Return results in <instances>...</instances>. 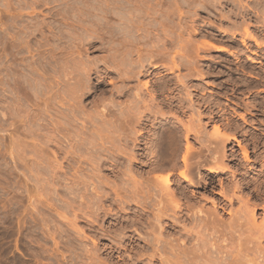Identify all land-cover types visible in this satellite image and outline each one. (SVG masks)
Segmentation results:
<instances>
[{
    "label": "bare ground",
    "instance_id": "6f19581e",
    "mask_svg": "<svg viewBox=\"0 0 264 264\" xmlns=\"http://www.w3.org/2000/svg\"><path fill=\"white\" fill-rule=\"evenodd\" d=\"M187 1L191 3L189 0ZM137 2V0L112 1L114 5L112 6L114 8L116 7L119 10V12L113 13L115 14V16L118 17L119 20L122 21L123 27H117V24V26L114 25V27H112V29L108 31L105 28L107 24L110 25L107 19V21H104L103 23L104 28L101 29L105 30L104 32L98 34L95 32V30L87 29L88 32H86V35H78V57L80 56V58L78 59L82 58L81 55L83 51L82 47H80V43L83 41L85 42L88 37L91 38L87 41V44L89 48H91V51L103 50L107 52V56L105 58H102V68L93 67L95 66V64L93 65V63H91L92 60L89 58L88 59L91 61H88L87 59L83 60L84 58H82V60H78V75H76L78 76V78L73 82V84H71L73 85L72 87L75 88L76 84L78 83V136L74 135L76 130H74L75 132H73L72 134L74 137H78V149H74L78 150V152H75V154L78 153V157L76 155V157L78 158L76 164L78 165L74 164L75 168L78 170V177L74 174L76 169L75 171L73 170L74 172L72 171L74 176L78 178V181H76L77 179L73 175H69L71 173V170H67V172L70 171V173L68 172L67 174L68 177L70 176L71 178L74 177L72 179H76L75 184L78 182V189L76 188L78 190V196L77 194L76 196L74 194V198L78 197V206H76L78 207V221H85L89 227L93 228L96 223H99L100 221H104L103 219L106 220L108 217H111L112 222H110V225L114 227L113 229L108 230L105 226H98L97 230L103 232L104 235L109 237L111 240H109V244H103L102 247H98L95 244L92 248L81 246L85 245L82 244L81 241L86 236L81 235L85 233L84 231V233L82 232L81 234H79L81 231L80 229H78V240L81 244H78V259L84 262V259L89 260L88 262L86 261L83 264H95L93 260L99 259L98 256L100 254H104L106 256V260L108 259L109 261H111V263H106V260L100 258L101 261L97 264H123V262L124 264H264V248H261L262 246L260 245L262 239H264V205L262 207L263 218L261 219V221L258 222L255 220L256 215L254 216L255 206H250L249 203H247L248 205L246 203L244 204L242 200L241 202L246 205L244 209L238 208V210H226L227 213L230 214L228 217V221H224L223 219L221 220V218L218 216V209L226 208L227 204L233 206V204H235L234 202L239 199L240 195H235L234 190L242 185L240 183L241 181L238 183L236 182L238 181L237 179L232 182L228 180L229 182L228 187L225 189L226 191L222 188L220 191L218 190V192H215V195L217 194L219 196L217 197V199L213 197L209 199L211 204V207L209 208L204 207L202 201L200 202V199L202 197L198 198L194 193L190 191V187L195 186V184L197 183V179H202L203 176L207 177L209 180V184L213 185L216 181L215 176L217 174H223L224 176L228 173H230L232 177H235V174L241 175L240 178L245 183L244 185H251L254 189L257 190V186L260 184L262 185L259 180L264 181V178H260L258 175H263V173H257L251 170L250 167H247V164L245 162L248 163L251 161L250 156L248 154L247 146H245V144H242L240 140H238L233 134H229L230 132H223L224 130L222 131L219 127L220 125H217V123L215 125L213 124V130L208 131V133H206L207 131L205 132L204 130V124H202L201 122L202 118L199 109H197L198 111L197 113H195L196 119L195 115H190L193 118L189 119H191V121L195 120V124L193 125H191V121L189 122L188 120H186L188 121V123H185L182 118L176 115V112L179 111L185 113L186 110L193 108V104H195L194 99H192L189 91H186V98L176 97V94L179 91V84H182L183 86L185 85V83L189 82H186V79L188 77L191 78V76L203 75V72L198 69L199 66L196 65V63H198L196 58L199 59L201 57V55L199 57L198 51L201 48H212L217 51H225L232 56H234L235 54L229 48L225 46L222 47V45L219 46L213 44L209 42V40H206L204 38L200 42H195L198 40H192L190 38V34H192V32H195L197 28L194 30V28L191 29L190 27L189 29L191 31L193 30L190 33L189 29H187L189 30V32L184 29L187 23L182 26V22L179 21V23L181 22V25L179 26L177 24L178 22L175 23L174 18H172V16L174 15L173 13L175 12L174 10H177L175 0H167L169 4H167L168 9L166 8V11H161L159 10V8L148 6L145 12L147 15H149V18H147L148 20L146 21L142 19L140 20L137 15H135V18L130 17L129 15L134 9H137L135 8ZM98 3V5L94 6L90 5L91 7L81 6L78 8V24L84 23V20L92 21L91 18L93 17L91 13L94 9L100 10V12L103 13V16L105 13L110 14L112 12H110L109 2L100 1ZM258 3L260 4L261 2ZM174 4L175 7L172 6ZM244 5L245 4L243 2V6ZM171 6L174 8H172ZM249 7L250 6H248V8ZM163 12H165V14ZM158 14L163 16V18H161L159 21L156 20ZM100 19L101 18H99L98 21H100ZM102 19L104 20L105 17H103ZM247 19L245 22H247ZM242 20H244V18H242ZM245 22H243L244 25L241 26L243 28L241 29L243 30V36H241L242 44L245 43V38H250L254 41L256 45H263L262 42L257 40L258 38L251 32V29H249V26H251L252 24L250 25V23ZM240 24L242 25V23ZM177 25L178 28L175 29ZM188 26L190 25L188 24ZM159 27L160 34L162 33V37L159 34V30L158 32L156 31L157 33H151L153 30L150 31V28L158 29ZM89 28H91V26ZM183 29L185 30V32H188L187 36L185 35V37ZM97 30H99V27ZM220 30L225 32V30ZM237 30L239 31V29ZM233 31H235V29ZM233 33H231V35L234 37ZM174 45H177L178 48ZM175 47L177 49H174ZM250 55L251 54L246 55V59H248L250 62L255 61L254 57ZM176 57H179V62L177 61L178 59ZM162 60H167L168 62L163 63ZM181 66H186L187 72L181 76L177 74L176 80L174 82L170 80L171 78L165 80L162 79L161 81H158L156 79L152 80V78H155L157 74H159V71H167L168 73H173L175 72V70L178 71ZM93 71L97 72V74L99 73L97 75L98 80L97 82H95V84L99 86L103 85L104 77L108 74L113 75L117 79L119 84L116 85L115 81H110L113 86L110 90H106L103 88L102 91L100 90L102 96H99L101 98L99 103V99H97V97H93V99L89 100V102L87 101L88 104L92 103L90 105H93V108L91 109V107L89 106L90 110H88L89 108L86 109L87 104L83 103L84 101H82V98L84 95L95 92V90L93 89L94 84L92 81ZM8 73L9 75L11 74L10 72ZM144 76H150V79L149 77V80L143 81L141 79L143 81L141 82L139 78ZM33 79L34 81H39L35 80L36 77ZM134 80L136 83L133 82ZM8 81L11 93L18 90L21 85H18V80L12 76L9 77ZM40 81L42 82L43 78ZM44 82L48 81L44 80ZM47 88L50 89V86H48ZM52 89L48 91L52 92ZM51 92L50 94H52ZM106 92L109 93L110 97L108 98V100L105 101V99H107V94L105 96L106 98H104L103 95ZM122 96H127V98L125 97V100L123 99L124 101H127L128 98H131L130 96L133 97V100H128L126 103L120 101L121 104H124L123 106H121L114 99L116 97L122 98ZM144 96L148 97L144 98ZM52 97L53 96H51V98ZM40 100H42V98ZM42 102L48 105V102L46 103L44 100ZM9 105L11 107L9 106V108H7L6 110L9 109V115H11L18 108L17 100H11ZM47 107H49V105ZM114 107L118 108V110H116L117 112L119 111L118 113L114 112ZM70 110L72 109H69V111ZM64 111L65 110L62 109V113ZM27 113L28 112H26V115L24 114L25 117H23V126L26 125L27 127H31L30 121L33 119V116H30L31 114ZM58 113V115L62 114L61 112ZM64 114L66 113L64 112ZM168 115L175 119L174 121L176 122V124H170L167 127L163 126L158 129L159 125H156V123L158 122L159 124H162L161 122H159L158 117H160L161 119H165L166 117H168ZM76 116L73 115L72 118ZM40 117L42 116H39V118H37L38 121L36 122H40ZM64 117L65 116H62V118ZM241 117H243V115H241ZM6 119L7 118H5V114L3 111L0 119V129L4 130V132L6 131V128L8 126H6ZM51 120H54L51 129L52 132L51 130L49 131V133L51 132L52 134L50 135L43 129V131L46 132V136H48L46 137L44 136L45 133L44 135L42 133L41 135L46 137V139H44V137H42L41 139H44L43 141L46 144L48 143L47 145H49V142H54L55 144H57L56 149H58V151L68 153L70 154V158H73V147H69L72 145H69L67 149L71 148L73 151L65 149V147H67L68 142L66 140L67 143H65L63 142V140L66 135L65 137L63 136L62 139L53 134V130H57L58 132L60 131V128L58 129L57 127L61 126H58L60 124L57 125L56 123L61 122L62 119L61 121H57L54 118ZM95 120H100L102 122L101 127H97V133L96 131H93V128H90V126L94 124ZM41 122L43 121L41 120ZM164 122H166V120ZM66 124L67 122L64 125L66 126ZM35 125V127L40 128L39 124L37 125L36 123ZM45 125L46 124H43L44 127ZM9 126H11L10 133L9 135L7 134L9 136V143H6V145H8L7 147H11L9 148V151L10 154H13L14 141L13 138L11 139V134L18 131V126L14 125V123H11ZM42 127L40 129H42ZM72 127H74V125ZM31 128L29 129L30 132ZM68 131L66 132V134L68 133ZM7 135L4 136L6 137ZM72 135L70 136L73 138ZM191 136H193V138L198 142V146H195L194 143L191 142ZM76 137L74 139H71L69 137L71 139L70 141L75 140ZM96 138L99 139L98 143L96 142ZM182 140H184V142ZM43 141L42 143H44ZM60 141L66 144L64 148H62L63 146L61 147L59 145L61 143ZM230 141L236 142V145L239 148V153L241 154V158L238 159L234 157V155H230V153L227 154L225 143ZM71 143H73V141ZM41 144L37 146H40ZM42 146L43 145L39 147L40 149L36 146L34 147L33 145L30 146L33 148L34 152L33 159L25 158L24 155L20 156V152L16 151L17 155H19L20 157L14 161L13 165L15 167H19L18 169L21 171L15 170L16 175L12 172H9V175L14 174L17 182L16 184L19 187H21V181H19L21 178L18 179L17 177H22V187H24V190L26 192L28 205L34 206L33 208H31V212H29L28 214V218H30L31 223L33 224L34 231H39V233H41L44 238L46 237L51 239L54 245L53 247L55 249V252H58L59 254V250L62 247L60 244H64L66 246L67 244L65 243L69 241L70 237H67L65 230L62 229L59 225H57L60 223L61 220L58 222L56 219H54L57 223L52 224L53 215H48L50 216V219L45 218L46 216H44L43 213L44 210L41 207H44L42 205L45 204L50 210H54V212H56L55 214L58 215V218L60 216L61 218H65V220H67V217H65L63 214L65 213L66 216H69V213L64 212V210L69 211V203H64L66 204V207L68 204L69 208L66 209L65 207L63 210L61 209L64 213H60L57 210V205L51 200H41L38 197L36 200L35 197H32L30 188H32L34 185L31 186V184L28 183V181L31 180L33 182L32 184H34V182L39 183L40 185L43 183L49 189L48 183L57 181L58 177L65 178L66 176H63V174H65V172L62 173L63 170L60 171L62 167H60L59 165L56 166L54 163L56 162V160H58V158H56L55 160V158L53 157V155L56 154V151L52 153L53 155L51 154L52 156L50 155L51 159L54 158L55 161H49L51 159H47V157L45 156H49V154H46V149H43ZM3 148L5 149L6 147ZM41 148L45 151H42ZM75 148H77V146ZM6 149L8 150V148ZM234 153L236 152L234 151ZM59 154L61 155V153ZM59 154H57V157ZM11 156L13 157V155ZM64 156L65 155L62 156V160L65 159ZM68 157L66 158V160L68 159ZM120 158L121 160L123 159L125 167L123 169H118L119 167L116 169V166H118L117 164H120L118 161V159L120 160ZM73 160L74 159H72V161ZM139 162H141V164ZM74 166L72 165L71 167ZM76 166H78V168ZM104 166H108L109 168H105ZM261 166L263 168L264 165ZM145 167L147 168L145 169ZM43 170H45L47 178L38 177L40 176V173H43ZM104 170H109V172L111 171L112 173H115L116 175L111 174L114 176V179L110 180L112 177L108 175V178V176L104 174ZM199 174L201 176L198 177ZM72 179L69 180L72 182ZM220 180L221 178H219L216 182L219 183V186L222 185V182ZM39 184H37V186ZM45 185H43V187ZM49 185L52 186V183ZM173 185H175L176 187L174 186L175 188H173ZM37 186H35V188L33 187L34 192L35 189H38ZM224 187H226V185ZM51 188L52 187H50V189ZM71 188H68L69 190L67 191V193L71 192L73 194ZM53 189L56 190L55 187ZM229 189L233 191L231 192ZM40 191H42V189ZM229 191L230 193H228ZM56 196L54 195V197ZM68 196L70 195L61 196V198L59 195V198H57V196L56 199L58 200V202L60 201L61 203V200L65 201ZM35 200L38 204L41 203V206L37 204L40 208L38 206H35ZM246 200L247 199L245 198V201ZM60 203L59 205H61ZM77 203L75 201V204ZM64 206L61 205L60 207L62 208ZM75 209L73 207V211ZM234 209H236V207ZM76 211L77 210H75V212ZM123 211H125L124 213H126L127 216L121 215ZM76 217L77 216L75 213L73 219L69 220L74 222V219ZM67 223H69V221ZM93 231L96 232V229L93 228ZM58 244L60 245V248ZM69 246L67 248H70ZM67 248L65 247V249ZM55 254H53V256H55ZM71 254L72 253H70V257ZM40 255H42V253H40ZM60 256L61 260H59L61 262L58 261L57 263L56 261L55 263L69 264L71 262L68 261V263L66 261V255L63 256L60 254ZM56 257L58 256L56 255ZM70 257L69 259H73V257ZM56 259L58 260V258Z\"/></svg>",
    "mask_w": 264,
    "mask_h": 264
},
{
    "label": "rangeland",
    "instance_id": "374dc122",
    "mask_svg": "<svg viewBox=\"0 0 264 264\" xmlns=\"http://www.w3.org/2000/svg\"><path fill=\"white\" fill-rule=\"evenodd\" d=\"M100 1L101 2L102 1L109 2L110 12L111 11L112 12L110 14L105 13L103 16V13H101L100 10L94 9L93 12L91 13L92 17H93V18H91L92 21L86 20L88 22L87 23L84 20V23L78 24V8L81 6L91 7L92 5L93 6L98 5L99 4L98 2H100ZM112 1L113 0H0V81H1L0 82V119H1V115L4 111L5 118H7L6 119V126L8 125L7 128L5 126L7 133H6V131L4 132V130L0 129V135L1 134L3 135V136L2 135L0 136V144H1V146H0L1 147L0 148V264H57L58 261L61 262L60 261L61 260L60 254L63 256L66 255L67 258L65 257V259L67 262L68 261L73 262V263L68 262L69 264H78L80 262H81L80 264H83L86 261L88 262L89 260H86V259H84L85 262L79 260L78 256H77L78 251H79L78 250V247H79L78 244H80L79 240H78V229H80V231H81L79 234H81L84 231L85 233L83 232L84 234H81V235L86 236L81 241V243L85 244V245L80 244L81 246H84V247L86 246L87 248H92L96 244L98 247H102L103 244H109L110 243L109 240H111V239L109 237L105 236L104 233L101 232L100 230H97V227L102 225V226H105L108 230L113 229L114 227L112 225H110V222H112L111 217H108L106 220L103 219L104 221H100L99 223H96V225H94V227H93L94 229H96V232H94L93 228L89 227L84 220H83L84 222L78 221V215H77L78 214V207H76V206H78V203H77L78 197L74 198V194H75V196H76V194L78 196V190H77L78 189V187H77L78 182L75 184V182L78 181V178H77L78 177V175H77L78 170L74 166V164L78 165V164H76L77 160H78V158H77L78 153L75 154V152L76 151L78 152V150H74V149H78V143H77L78 137L75 136L76 139L72 140L73 143H71L72 141H70V140L75 138L72 135L73 132H75L74 130H76L74 135L78 134V132H77V130H78V128H77L78 127V83L76 84L75 88L72 87L73 85H71L78 78V76H76V75H78V60H82V58H84L83 60H85V59H87L88 61L92 60L91 63H93V65L95 64V66H93V67H98V68L101 67L102 68V66H103L102 58H105L107 56V52H105L103 50L91 51V48H89V46L87 44V41L90 40L91 38L88 37L85 40V42L83 41L80 43L81 44L80 47H82L83 51H82V55H81L82 58L78 59V58H80V56L78 57V35H80V34L86 35V32H88L87 29L95 30V32L98 34L104 32L105 30H101V29L104 28L103 23H104V21L106 22L107 19H108L110 25L107 24L108 26L107 25H106L107 27L105 26L106 30L110 31L112 29V27H114V25L117 26V24H118L117 27H120V26L123 27L122 21L119 20L118 17L115 16V14L113 13V12H119V10L116 7L115 8L113 7L114 5H113ZM137 1L138 2L135 5V8H137V9L136 10L134 9L132 11V13L129 15H130V17H133V18H135V15H137L140 18V20L142 19L145 21L148 20L147 18H149V15H147L145 12L148 6L159 8V10H161V11H166L168 9L167 4H169V2H167V0H137ZM175 1H176V5H177V10H174L176 13L175 12L173 13L175 16L173 15L174 17L172 16V18H174L175 23L178 22L177 24L179 26L181 25V22H182V26L187 23L186 26L184 27V29L188 32L190 30L189 29L190 27H191V29L194 28V30L197 28L195 32H192L193 30L192 31L190 30V33L192 32V34H190V36H191L190 38L192 40L194 39V40H198L195 42H200L204 38L206 40H209V42H211L213 44H216L219 46L222 45V47L225 46V47L229 48L235 54L234 56L227 55L228 53L225 51H217V50H214L212 48H204V49L201 48L202 50L200 49L198 51V55H199V57L201 55V57L199 59L196 58L198 61V63H196V65L199 66L198 69H200L203 72V75L202 76H199V75L191 76V78L188 77L186 79V82L187 81H189V82L185 83V85H183L184 87L182 86V84H179L180 85V86L178 85L179 91L176 94V97L186 98V93L189 91L192 99H194L195 104H193V108L186 110L185 113L179 111V112H176V115L178 117L182 118L185 123H188V121L190 122L191 119L193 118L191 116L192 115L194 116L195 113H197V111H198L197 109H199V112H201V118L203 119V120L201 119V122H202V124H204L203 126H204L205 132L207 131L206 133H208V131L213 130V127H212L213 124L215 125L217 123V125H220L219 127L221 128V130L222 131L224 130L223 132H225V133L230 132L229 134H233L238 140H240V142L242 144H245V146H247L248 154H249L250 159H251L250 162H248V163L245 162L247 164V167H250L251 170H253L257 173H263V175H258V176L260 178H262V177L264 178V166H263V168L261 166V165H264V163H263V161H264V125H263L264 118H263V120H261L260 122H257V123H251L249 121V119H247V117H250L249 114L251 112H255L253 109L254 104H252V105L246 104L245 109H238L235 107L234 104L230 103L229 101H226L228 103V105H224L221 103V101H225L222 96H229V98L231 100H234V98L231 96H233L236 93V91H243V95H246V96H264V83L256 84V80H254V78L251 77V75H254V76L262 78L263 73L256 72L255 71L256 68L254 67L253 62H250L248 59H246V55H248V54H251L250 56L255 58V55H253L252 52L247 51V49L245 48L247 41H250L252 39L245 38L246 40H245L244 45H242V44L238 45L235 51H234V49H232V47H228V45L224 44V42H222V40H221L224 37L233 38V36L231 35V33H233V32H234L233 33L234 37L243 36V30H241V29H243L241 26L244 25L243 22H245L246 19L248 18L247 22H245V23H250V25L255 23V21L254 22L252 21V18H253L252 14L256 15V16H254L255 19L257 20L256 23H261V25L264 26V19H263L264 18V13H263L264 12V0H256V1L255 0H215V1L214 0H210V1L209 0H189L191 3H189L187 0H175ZM186 1H187V4H186ZM165 2H166V4H165ZM243 2L245 4L244 5L245 7L243 6ZM258 2H261V3L259 4ZM246 4L250 7L248 8V6ZM157 5H159V6H157ZM172 6L175 7V4ZM261 6L263 7V9ZM174 7H172V8H174ZM258 8L261 10H259ZM73 9H75V10H73ZM239 10H240V13H239ZM256 10H258L260 12V14ZM177 11H178V13H177ZM246 11H249V12H246ZM163 13L165 14V12H163ZM256 13H258L259 15ZM239 14H241V15H239ZM244 14L247 16H245ZM103 17H105L104 20L102 19ZM158 17H159V19H158ZM99 18H101L100 21H98ZM161 18H163V16L158 14V16L156 17V20L159 21ZM242 18H244V20H242ZM241 20H242V22H241ZM262 20H263V22H262ZM179 21H181V22L179 23ZM239 22L242 23V25ZM235 23H237V24H235ZM87 24L89 25V27L91 26V28H89ZM98 24H99V26H98ZM188 24L190 26H188ZM178 25L176 26L175 29L178 28ZM93 26L95 29L93 28ZM98 27H99V30H97ZM235 27H237V28H235ZM252 27L257 28V26L251 25V26H249V29H252ZM226 28H228V29H226ZM159 29H160V27L158 29H151L150 28V31L153 30L151 33H157ZM187 29H189V30H187ZM220 29L225 30V32L221 31ZM234 29L236 32L233 31ZM237 29H239L240 32ZM185 30L183 32L184 37H185V35L187 36V33H188V32H185ZM251 32H252V30H251ZM222 33H225V35H222ZM159 34H160V30H159ZM254 35L258 38L257 39L258 41H260L264 44V42H263L264 38H259V36H257L256 34H254ZM161 37H162V35H161ZM241 39H242V37H241ZM167 46H169V45H167ZM174 46H176L178 48L177 45H174ZM176 47L174 49H177ZM249 49L252 50L253 47H249ZM53 57H55V58H53ZM88 58L91 60H89ZM241 58L244 59V61H242ZM177 59L176 60L179 62L180 61L179 57ZM93 61H96V62H93ZM235 61H237V62H235ZM162 62L166 63L168 61L162 60ZM182 66H184V65H182ZM182 66L180 67V69L178 71L175 70V72H173V73H168L167 71H159V74L160 75L162 74V75L160 76L159 74H157V76L155 78H152V80L156 79L158 81H161L162 79L165 80V79L171 78L170 80L174 82L176 80L177 74H179L181 76L187 72L186 66L185 67H182ZM98 68H96V69H98ZM8 72H10L11 74L9 75ZM4 73H5V75H4ZM98 74L95 71L92 72V75H93L92 81L94 84L93 89L95 90V92L91 93V94L84 95L82 98L83 99L82 101H84L83 103L87 104L86 105L87 108L86 107L85 108L86 109L89 108L88 110H90V107H91V109L93 108V105H90L92 103L88 104L89 100L93 99V97H97V99H99L98 103L100 102V100H101L100 97L102 96L101 95L102 93L100 92V90L102 91V88L106 89V90H110L111 87L113 86V84L111 83L113 81H115L116 85L119 84V82L117 81V79L113 75L108 74L104 77L103 85L99 86V85L95 84V82H97V80H98V78H97ZM8 75H9V77L12 76V77L16 78L18 80V83H19L18 85L21 84L20 87L18 88V90H16L13 93L10 92L11 89H10V85H9V81H8L9 80ZM34 76L36 77L35 80L40 81L43 78V81L42 82L41 81L40 82L34 81V79H33V78H35ZM73 77H75V78H73ZM148 77L150 79V76L140 77L139 79L141 82H143L145 80H149ZM4 78H6V79H4ZM44 80L48 81V82H44ZM222 80H224V82H226V83L222 82ZM68 82L70 83V85ZM133 82L136 83L135 80ZM49 84H51L52 87ZM188 84H190V85H188ZM44 85H46V86H44ZM48 86H50V89L53 88L52 92L48 91V90H50L47 88ZM190 86H191V89H190ZM228 87H231L232 89L230 90V89H228ZM259 89H263V91L259 90ZM184 90H185V92H184ZM2 91H4V92H2ZM50 92L52 94H50ZM59 92L60 93L62 92L61 95L63 97L60 95ZM108 92H106L103 95L104 98H106L105 96L107 94V99H105V101L108 100V98L110 97ZM229 93H231V94H229ZM48 94H50L53 97L51 98V96ZM41 96H43V97H41ZM40 97L42 98V100H40L41 99ZM49 97H50V99H49ZM125 97L127 98V96H122V98L116 97L117 99L115 98L114 100H116V102H118V104L121 106L124 105L123 103L121 104V102L126 103L128 100L129 101L133 100V97L130 96L131 98H128L127 101H124L126 99ZM145 97L147 98L148 96H144V98ZM15 99L17 100V103H18L17 107L19 109L17 108L18 110L16 109L11 115H9L10 111H9V109L8 110H6V109L9 108V106H10L9 103L11 102V100H15ZM68 99L70 102L68 101ZM245 99H247V98H245ZM43 100L46 103L48 102L49 107H47L48 106L47 104H44V102H42ZM68 105H70V106H68ZM73 107H75V108H73ZM230 107H232V108H230ZM65 108L66 109L68 108V109L66 110ZM49 109H50V111H49ZM62 109L65 110L64 112L66 114L68 113L67 116H66V114H64V112L62 113ZM69 109H72V110L69 111ZM74 109H75V111H74ZM113 109H114L115 113L119 112V111L118 112L116 111V110H118V108L114 107ZM223 109H225V112L221 113L222 111H224ZM57 110H58V112H61L63 115L62 114H60V115L65 116L64 118H66V119H64V118H62V116L58 115L59 113L57 112ZM18 111H20L22 114ZM38 111H39V113H38ZM26 112H28L27 114H31L30 116H33L32 117L33 119L36 118V119H34L35 121L33 119L30 121L31 127L33 126L32 128H35V129H32L30 126H28V127L26 125L23 126L24 122H22V121L24 120L23 117H25ZM32 113H33V115H32ZM36 113H38V114H36ZM44 113H46V114H44ZM39 114H41V115H39ZM69 114H70V116H69ZM72 114L75 116L77 115V116L72 118V116H73ZM241 115H243V117H241ZM39 116H42V117H40V122H36V121H38L37 118H39ZM59 116L61 117L63 122L65 121L64 123L61 121ZM223 116H226V118H222ZM68 117H70V118H68ZM41 118H43V119H41ZM53 118L56 119L57 121H61L59 123L58 122L56 123V120H55V123L57 125L60 124L58 126H61V127H57V128L58 129L60 128L61 132L60 131L58 132L57 130L56 131L53 130L54 131L53 134H55V136H58L60 138H62L63 136L65 137V135H66L65 138L69 139L68 140V139L64 138V140H63V142H65V143L68 142L67 147H65L66 144L63 143L62 141H60L61 143L60 144L58 143V144L61 147L63 146L62 148L65 147V149H67L69 145H72L69 147H73V150H74V153H73L74 157L73 158L72 157L70 158V154H68V153L58 151V149H56L57 144H55L54 142H52V143L49 142V145H47L48 143L46 144L43 141L48 136V135L46 136V132L49 133V131L52 129V126H53L52 123H54V120L52 121L51 119H53ZM189 118H191V119H189ZM15 119L18 121H16ZM195 119H196V115H195ZM41 120L43 122H41ZM158 120H159V122H161L163 124L162 125V124H159L157 122L156 125L157 124L159 125L158 129H160V127H163V126L167 127L170 124L171 125L176 124V122L174 121L175 119L169 115L165 119H161L160 117H158ZM165 120H166V122H164ZM186 120H188V121H186ZM32 121H33V123L34 122L35 123L33 124ZM98 121L95 120L94 124H92V126H90V128L91 129L93 128V131L94 132L96 131V133H97V129H98L97 127L100 128L102 125L101 124L102 122L100 120H98ZM203 121H204V123H203ZM66 122H67V124L65 126L64 124ZM11 123H14V125L18 126V131L11 134V136H12L11 139L13 138V141H14V143H13L14 149L16 146V149L15 150L13 149V151H14L13 154H10V151H9V148H11V147H7L8 145H6V143L7 144L9 143V138H8L9 136L8 135H9L10 130H11V126H9ZM21 123H23V124H21ZM36 123H37V125L38 124L40 125V128L43 126V124H46V125H45V127L43 126L42 129H40L39 127L38 128L35 127ZM247 123H249L250 125H248ZM193 124H195V120L191 121V125H193ZM73 125H74V127H72ZM48 126L51 128H49ZM251 126L256 127L257 130L251 128ZM29 127L31 128V132L29 130L30 129ZM25 128H27V129H25ZM247 128H250L252 132L250 130H248ZM43 129L46 132H44ZM66 129H68L69 131ZM158 129H157V131H158ZM65 130H66V132L68 131L67 134H69L70 132H72V133L67 135ZM33 132L34 133L37 132V133L34 134ZM51 132H52V130H51ZM51 132L49 133L50 135L52 134ZM42 133H43V135L45 133L44 136H46V137L41 135ZM239 134H244V135L246 134L245 136H242L244 138L243 141L241 140L242 137ZM4 135H7L6 137L8 139ZM70 135H72L73 138ZM2 137H3V139H2ZM42 137H44V139H41ZM248 137H250V138H248ZM32 138H34V139H32ZM97 139L98 138H96V142L98 143L99 139L98 140ZM193 139H194L193 136H191L190 137L191 142H193L195 146H198V142L195 139L193 141ZM66 140H67V142H66ZM36 141H37V143H36ZM42 141L45 144L42 143ZM182 141L184 142V140H182ZM247 142H251V144H247ZM4 144H5V146H4ZM39 144L43 145L42 148L46 149V154H49V156L45 155L47 157V159H51L50 155L56 151V154H54L55 156L53 154L52 155L55 158V160H56V158H58V160H56V162H58V163L54 162L55 160L53 157H52L53 159H51L49 161H53L56 166L59 165L62 168L65 166L63 169L62 168L60 169V171L63 170L62 173L65 172V174H63V176L66 175L65 178L64 177H62V178L58 177V180L55 179L57 181H55V182L53 181V182L48 183L49 189L43 183L41 184L42 185V187H41V185L39 183L34 182V184H32L33 183L32 180L28 181V183L31 184V186L34 185L33 186L34 188H35V186H37V184L40 185V186L39 185L37 186L38 191L35 189V192H34L33 187L30 188L32 197H35L36 200H37V197L40 198L41 200L49 199L52 202H54L58 208H60V209L57 208V210L60 213L61 212L62 213H64V212L69 213V216H66L65 213L63 214L65 217H67L66 218L67 220H65V218H61L60 216L58 218L57 217L58 215L55 214L56 212H54V210H50L45 204L42 205L44 207H41L44 210L43 213H44V216H46L45 218L50 219V216H48V215H51V216L53 215L52 224L57 223L54 219H56L58 222L61 220L60 223L57 225H59L62 229H64L65 233L67 234V237H70V239H71V240L69 239V241L65 243V244H67L66 246L64 244H63L64 246L62 244H60L62 246L61 248H60V245L58 244L59 248H60L59 254H58V252L57 253L55 252V249L53 247L54 245H53V242L51 239L46 238V237L44 238L41 235V233H39V231H36V232L34 231L33 224L31 223L30 218H28L29 217L28 214H29V212H31V208H33L34 206L28 205V201L26 198V192L24 190V187H22L23 186L22 177H17L18 179L21 178L19 180V181H21L20 182L21 187H19L16 184L17 182H16V178L14 176L15 170L21 171L18 169L19 167H15L13 165L14 161L17 158H19L21 155H24L25 158L33 159L34 158V155H33L34 152H33V148L30 146L33 145L34 147L36 146L39 148V147H41V145L37 146ZM74 144H76V145H74ZM261 144H263L262 145L263 147L260 146ZM76 146H77V148H75ZM3 147L8 148V150L6 148H5L6 149L5 150ZM225 147H226L227 154L230 153V155L232 154V155H234V157H236L238 159L241 158V154L239 153V150H238L239 148L236 145V142H234V141L226 142ZM43 149H42V151H45ZM67 150H72V149L69 148ZM16 151L20 152L19 153L20 156L17 155ZM234 151L236 153H234ZM59 153H61V155ZM62 153H63V155H65L64 156L65 159H63V160H62V156H63ZM43 154H44V152H43ZM57 154H59L58 157H57ZM11 155H13V157ZM66 155H68L69 157ZM76 155H77V157H76ZM67 157H68V159L66 160ZM69 158H70V160H69ZM72 159H74L75 162H74V160L72 161ZM69 161L72 163H70ZM118 161L120 164H117L118 166H116V169L118 167H119L118 169H120V168L123 169L125 167L124 166L125 163L123 162V159L121 160V158H120V160L118 159ZM53 162H51V163H53ZM60 163L63 166H61ZM66 163H67V165H66ZM139 163L141 164V162H139ZM72 165L74 167H71ZM46 166H48V165H46ZM66 166L67 167L69 166L68 169ZM108 166H104V167L109 168ZM76 167L78 168V166H76ZM146 168L147 167H145V169ZM75 169H76V171H75ZM67 170H71V173H70V171H68L70 173L69 175H73V176H74V174L77 175V177L74 176L77 179V180L75 179L76 181L74 179H72L74 177H72V178L70 176L68 177ZM109 170H104L105 173L104 172H102V173L106 174L107 176L109 175L110 177H112L110 179V180H112V179H114L113 175H116V174L112 173L111 171L109 172ZM72 171L74 172V174L72 173ZM106 171H108V172H106ZM138 171H140V170H138ZM9 172H12L14 174L9 175ZM42 172L43 173H40L39 174L40 176H38V177L39 178H42V177L47 178V174L45 173V170H43ZM111 174H113V175H111ZM109 176H108V178H109ZM199 176H201V175L199 174L198 177ZM240 176L241 175H239V174H235V177H236L235 178V177H232L230 175V173H228L227 175L225 174L224 176H223V174H217L215 176L216 181L213 185L209 184L208 178L203 176L202 179L201 178L197 179V183H196L197 185L195 184V186L190 187V191L192 193H194L196 195V197H198V198L202 197L200 199V202L202 201L203 206L206 208L207 207L209 208V207H211L209 199L212 197L217 199V197H219L217 194L215 195V192H218V190L220 191L222 188H223V190H225L228 187L229 181L232 182V181H235L237 179L238 181H236V182L239 183L241 181L240 183L243 185V186L241 185L239 188H236L234 190L235 195L236 194L240 195L239 199H237L236 202H234L235 204H233V206L227 204L226 208L218 209V216L221 218V220L223 219L224 221H228L229 220L228 217L230 214L227 213L226 210H228V211H229V209L238 210V208L244 209V207L246 206L244 204L249 203L250 206H253V205L255 206V208H254V216L256 215L255 220L257 222L261 221V219L263 218L262 217L263 216V208L262 207L264 205V190H263L264 189V185H263L264 181L259 180L260 183H262V185L261 184L258 185L257 190H256L251 185H244L245 183L241 180ZM218 177L221 178L220 181L222 182V185H220V186H219V183H216L219 179ZM224 177H225V179H224ZM230 177H231V179H230ZM59 179H60V181H59ZM69 179H72L73 181L71 182ZM206 179H207V181H206ZM67 180H69V181H67ZM225 180H226V182H225ZM51 183H52V186L49 185ZM54 183H56V184H54ZM43 185H45V186L43 187ZM225 185H226V187H224ZM174 186L175 185H173L172 187L175 188L176 186L175 187ZM50 187H52V188L50 189ZM54 187L56 190L53 189ZM68 188L69 189L71 188L73 194L71 192L67 193V191L69 190ZM229 188H232V187H229ZM41 189H42V191H40ZM255 190L258 192H256ZM75 191H76V193H75ZM230 191L228 193H230ZM64 193H66V194H64ZM54 195L55 196L57 195L58 196V197L56 196L57 198H59V195H60V197L64 196V195H70V196H68L69 200L67 198L65 201L61 200V198H62L61 197L60 198L61 203H60V201L58 202V200L56 199V197H54ZM71 196L76 200H74ZM245 198L247 199L246 200L247 202L245 201ZM63 199H64V197H63ZM32 200H33V198H32ZM36 200L34 202L36 204L35 206H38V205L41 206L40 205L41 203L38 204ZM241 200L244 204L241 202ZM70 201H72L73 204ZM75 201L77 204H75ZM65 202L69 203L70 208L72 206L74 207V209L77 208V209H75L77 211L76 212H75V210L73 211V207L70 209L68 204L66 207V204H64ZM223 202H225V201H223ZM59 203L62 206H64V205L65 206L61 208L60 207L61 205H59ZM65 207H66V209L69 208V211L64 210V212H63L62 210ZM235 207H236V209H234ZM114 210H115V208H114ZM124 212L125 211H123L121 215L127 216L126 213H124ZM75 213H76L77 217L74 219L75 220L74 221L75 223H74L73 221H71L69 219H73V216L75 215ZM113 218H114V216H113ZM68 221H69V223H67ZM83 241H85V242H83ZM45 242H46V244H45ZM68 244L69 245L71 244V245L69 246ZM260 245L262 246L261 248H264L263 247L264 246V239H262ZM68 246L70 248H67ZM65 247L68 249V251H67V249H65ZM64 249H65V251H64ZM71 249H73V250H71ZM74 251H76L77 253ZM60 252H62V253H60ZM40 253H42V255H40ZM70 253H72L71 257H70ZM53 254H55V256H53ZM56 255L58 257H56ZM75 255L77 258L75 257ZM69 257L70 258L73 257V259H75V258L76 259L75 260L69 259ZM56 258H58V260ZM98 258L99 259H95L97 262L95 260H93L95 262V264L100 262L101 259L106 260V256L104 254H100L98 256ZM53 260H54V262H53ZM56 261H57V263H55ZM106 263H111V261H109L107 259ZM123 264H124V262H123Z\"/></svg>",
    "mask_w": 264,
    "mask_h": 264
},
{
    "label": "flooded vegetation",
    "instance_id": "af4514ba",
    "mask_svg": "<svg viewBox=\"0 0 264 264\" xmlns=\"http://www.w3.org/2000/svg\"><path fill=\"white\" fill-rule=\"evenodd\" d=\"M252 16H253L252 21L253 22L255 21V23H256L257 20L254 17L256 15L252 14ZM255 23L252 24V26H257V28L252 27V29H251L252 33L259 36V38H264V26H262L261 23H256V24ZM221 40H222V42H224V44L228 45V47H232V49H234V51L236 50L238 45L242 44L241 37H237V36L233 37V38L224 37ZM242 45H244V44H242ZM249 47H253V49L250 50ZM245 48L247 49V51H250L253 53V55H255L256 59L254 58L255 61H253L254 67L256 68L255 71L258 73H263L262 78L254 76V75H251V77L254 78V80H256V84L264 83V44L261 46H257L252 40H250V41H247ZM227 55H229V54H227ZM241 60L244 61V59H242V58H241ZM235 62H237V61H235ZM222 82H224V80H222ZM224 83H226V82H224ZM228 89L231 90L232 88L228 87ZM259 90L263 91V89H259ZM229 94H231V93H229ZM222 97L225 100V101H221L222 104L228 105V103L226 101H229L230 103L234 104L235 107L238 109H245L246 104H249V105L254 104L253 109L255 112H251L249 114L250 117H247V119H249V121L251 123H257V122H260L261 120H263V118H264V96H246V95H243V91H236V93L233 96H231L234 98V100H231L229 98V96H222ZM245 98H247V99H245ZM230 108H232V107H230ZM223 110L224 111H222L221 113L225 112V109H223ZM222 118H226V116H223ZM247 124L250 125L249 123H247ZM263 125H264V123H263ZM251 128L257 130V128L254 126H251ZM247 129L251 131L250 128H247ZM239 135H241V137H242V136H245L246 134L245 135L239 134ZM248 138H250V137H248ZM243 139L244 138L242 137L241 140L243 141ZM247 144H251V142H247ZM262 145L263 144H261L260 146L263 147Z\"/></svg>",
    "mask_w": 264,
    "mask_h": 264
}]
</instances>
